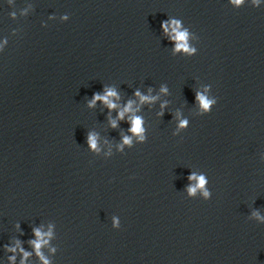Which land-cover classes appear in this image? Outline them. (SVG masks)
I'll return each instance as SVG.
<instances>
[{"label":"water","instance_id":"95a60500","mask_svg":"<svg viewBox=\"0 0 264 264\" xmlns=\"http://www.w3.org/2000/svg\"><path fill=\"white\" fill-rule=\"evenodd\" d=\"M168 18L196 55L174 53ZM208 84L218 103L200 116ZM106 86L121 108L135 101L146 143L118 150L127 114L113 129L118 110L88 107ZM137 89L158 99L141 104ZM177 112L190 124L173 136ZM192 173L209 200L189 196ZM254 212L264 216V0H0V264H20L19 247L42 264L29 241L49 225L50 264H264Z\"/></svg>","mask_w":264,"mask_h":264},{"label":"clouds","instance_id":"9594fccd","mask_svg":"<svg viewBox=\"0 0 264 264\" xmlns=\"http://www.w3.org/2000/svg\"><path fill=\"white\" fill-rule=\"evenodd\" d=\"M231 4L237 8H239L245 0H230ZM260 0H252L253 5L258 6ZM15 16V13L12 14ZM63 20L68 21L69 16L64 15L62 17ZM161 29L164 35L172 42H174V53H181L186 56H193L198 53V49L189 43V30L187 27L183 26V21L177 18H168L161 22ZM152 89L149 88V93H151ZM212 91V86L208 84L204 91H197L195 93V100L199 104V115L204 116L211 113L212 109L217 105L218 98L212 96L211 98L208 95V92ZM161 93H168V88L165 85H161L160 87ZM133 95L139 98L141 104L144 103H152L158 97L152 95H142L141 92L137 89ZM120 100V95L115 87L106 86L103 90V93H94L91 100L88 101V107H95L96 103L102 102L109 111L118 110L116 118L109 117L110 126L113 129L118 127V121H124L127 114V123L129 124L128 131L131 135H123L122 142L118 145V150L123 152L125 145L132 147L133 145V136L136 138L137 142L140 144L146 143L148 139L147 128L145 126V120L142 116L136 115L135 113L139 111V107H134L135 101L129 99L127 103L121 108V106L117 103ZM161 109L166 107L165 104L160 105ZM158 115L163 116L164 113L161 111ZM176 119L178 121L177 129L172 133L173 136H176L179 132L186 131L189 127V121L187 119H181L180 113H176ZM86 142L88 148L98 153L100 151L98 147V137L95 133L89 132L86 137ZM189 181H194L195 183L190 184L187 188L189 196H195L198 191H200L205 198V200H209L211 197V193L206 187L209 183L206 176L204 174L197 175L196 173H192L188 177ZM261 224H264V216H260L258 212H254L252 214ZM121 227V221L117 217H113L112 228L119 229ZM53 228L54 225H49L48 231H42L40 227L33 228L34 239L30 240L29 243L34 248L36 255L42 261V264H50V261L44 256L41 249L49 244V241L53 238ZM20 241H17V247H19ZM7 247V246H6ZM17 247L7 248L8 251L15 253L17 251ZM19 251L22 253V258L20 264H25L27 258L31 255V253L25 251L22 247H19ZM52 251H55L53 248ZM16 257L10 256L9 260L12 261V264H15Z\"/></svg>","mask_w":264,"mask_h":264}]
</instances>
